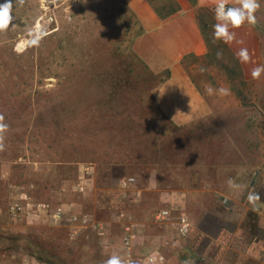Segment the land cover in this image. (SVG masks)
Listing matches in <instances>:
<instances>
[{
  "label": "rangeland",
  "instance_id": "obj_1",
  "mask_svg": "<svg viewBox=\"0 0 264 264\" xmlns=\"http://www.w3.org/2000/svg\"><path fill=\"white\" fill-rule=\"evenodd\" d=\"M14 17L0 32V114L9 126L0 151V264H104L113 254L124 260L121 214L143 238L136 246H148L134 255V264L155 249L167 264H191L204 259L195 240L179 239L173 221L157 222L155 214L169 208L191 219L206 206L220 213L219 220L205 222L206 230L223 234L206 264H247L220 251L230 240L237 248L260 245L255 234L264 216L246 196L264 180V100L246 86L240 90L245 108L216 109L214 118L223 123L213 124L211 138L174 139L172 125L156 122L152 90L163 77L134 57L140 31L123 0H26ZM205 20L211 25L214 17ZM237 161L254 165H224ZM190 162L202 166L199 180L211 184L194 194L191 216L175 199V191L186 188L182 169ZM125 177L136 178L132 191L120 187ZM146 189L142 207L136 193ZM23 194L63 205L66 221L12 217L9 206ZM76 208L90 224L104 222L106 236L72 227Z\"/></svg>",
  "mask_w": 264,
  "mask_h": 264
},
{
  "label": "crops",
  "instance_id": "obj_2",
  "mask_svg": "<svg viewBox=\"0 0 264 264\" xmlns=\"http://www.w3.org/2000/svg\"><path fill=\"white\" fill-rule=\"evenodd\" d=\"M174 1L179 5V9L163 17L149 0H123L140 31L132 43V52L149 72L163 77L152 90L160 113L156 122L162 121L172 125L174 139H209L212 136L213 124L223 123L222 120L214 118L216 109L226 112L233 108L246 107L241 100L242 88L251 87V90L256 92L254 98L264 100V73L257 79H253L251 75L255 67L264 65V0H259L261 7L255 14L257 23H245L241 28L233 29L235 38L230 44L214 42L212 33L215 18L211 25L205 20L206 16L214 17L216 0ZM227 2L228 6L236 5V0ZM241 48L248 50L250 60L247 63L238 58ZM217 53L221 54L220 58H217ZM209 86L214 90L212 93L206 91ZM221 88L227 89V94H222L219 91ZM224 165L242 169L254 164L237 161L235 164ZM220 167V163L214 165L216 169ZM200 168L202 166L192 162L183 165L182 170L188 173L187 185L185 189L175 191V194H178L175 199L189 215L190 205L194 202V194L199 192L198 188L211 186L208 182L205 183L204 179L199 180L201 178L197 170L202 171ZM146 190L147 193L145 190L139 191L142 207L151 189ZM263 190L264 180L257 179L256 187L251 193H258L260 196V199L253 203L261 216H264V196L261 195ZM248 195L246 201H249ZM79 211V208H76L73 214H80ZM219 216V210L206 206L190 219L193 226L190 237L195 240L193 248L197 253L201 250L208 262L212 257L214 259V248L218 245V238L223 240V234L218 237L216 233L206 230L204 225L209 219L219 220ZM259 226L262 227V232L255 234L260 238V245L256 249V243L248 242L245 246L237 248L233 246L234 241L230 240L227 245L221 247L220 256L225 254L228 260L232 257L231 253H236L235 255L247 264H264L263 218ZM239 237V234L233 235L235 240ZM157 238L163 239L164 236L158 235ZM142 239L138 237L136 242L140 243ZM204 241L207 244L202 249L200 244ZM141 246L135 245V254H138L139 250L141 253L147 251L148 246Z\"/></svg>",
  "mask_w": 264,
  "mask_h": 264
},
{
  "label": "built area",
  "instance_id": "obj_3",
  "mask_svg": "<svg viewBox=\"0 0 264 264\" xmlns=\"http://www.w3.org/2000/svg\"><path fill=\"white\" fill-rule=\"evenodd\" d=\"M93 168V167H92ZM135 177H125L120 180V187L126 191H132L133 186L136 185ZM80 192H84V187L79 189ZM137 196L140 195L138 191ZM9 214L16 218L29 221L32 223L38 222L42 216L44 219L51 220L54 223H61L66 221V212L63 205L53 207L49 203L36 202L29 195L23 194L20 198L14 200L9 206ZM120 220L124 219L123 229L124 234L122 237V250L124 255V261L126 264H134V248L136 245V240L139 237V231L136 229V225L128 217L125 218V214L119 216ZM155 220L161 223H169L173 221L175 235L179 239L188 238L193 230L192 223L189 217L185 213H179L174 216L173 210L169 208L162 209L155 214ZM70 224L75 227H91L97 234L101 237L106 236L107 227L104 222L95 221L94 224H90L91 221L87 215H77L73 214L69 217ZM77 231L73 230V237H75ZM143 264H167L166 256L159 250L155 249L149 254L145 255L142 260ZM24 264H30V260H25ZM191 264H206L203 258H196L191 261Z\"/></svg>",
  "mask_w": 264,
  "mask_h": 264
},
{
  "label": "clouds",
  "instance_id": "obj_4",
  "mask_svg": "<svg viewBox=\"0 0 264 264\" xmlns=\"http://www.w3.org/2000/svg\"><path fill=\"white\" fill-rule=\"evenodd\" d=\"M26 0H5L0 4V32L6 31L12 24L14 17V8L19 5L23 6ZM259 0H236L235 6H228L227 0H216L214 8V18L216 23L213 25V41H222L225 44H230L235 38L233 29L241 28L245 23L255 25L257 23L256 12L260 9ZM38 42V40H37ZM220 53H217V58H220ZM238 58L241 62L247 63L250 60L248 50L241 48L238 52ZM264 73V65L255 67L251 75L253 79H257ZM206 91L212 93L214 90L209 86ZM219 91L222 94H227V89L221 88ZM5 117L0 114V151L4 148L5 133L8 130V125L4 122ZM230 186L239 187L229 181ZM248 199L250 202L260 199L258 193H249ZM104 264H126L119 255L113 254Z\"/></svg>",
  "mask_w": 264,
  "mask_h": 264
},
{
  "label": "trees",
  "instance_id": "obj_5",
  "mask_svg": "<svg viewBox=\"0 0 264 264\" xmlns=\"http://www.w3.org/2000/svg\"><path fill=\"white\" fill-rule=\"evenodd\" d=\"M149 1L157 9V11L160 13V15H162L163 17H166L170 14H173L174 12H176L179 9V5H177V3L174 0H149ZM167 1H168V3H167ZM206 29H207V27H206ZM210 39H212V37ZM133 55L137 59V62L140 63L141 65H143L134 53H133ZM166 76H168V75H166ZM35 258L38 259L37 257H35Z\"/></svg>",
  "mask_w": 264,
  "mask_h": 264
}]
</instances>
